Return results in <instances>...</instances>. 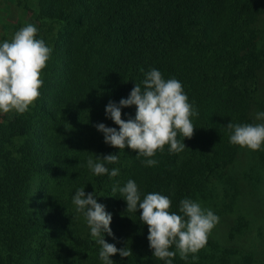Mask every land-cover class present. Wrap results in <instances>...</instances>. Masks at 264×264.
<instances>
[{
    "label": "trees",
    "instance_id": "obj_1",
    "mask_svg": "<svg viewBox=\"0 0 264 264\" xmlns=\"http://www.w3.org/2000/svg\"><path fill=\"white\" fill-rule=\"evenodd\" d=\"M11 1L19 9L10 23L15 32L33 23L37 38L53 51L42 70L40 97L29 110L0 112V264H103L100 246L72 203L81 186L112 214L114 235L105 233V240L132 253L113 255L114 264H165L152 254L140 211H126V200L112 187L135 180L142 197L167 195L179 214L182 199L211 198L213 177L233 180L227 171L240 147L229 142L226 125L255 124L264 0ZM10 39L3 35L0 43ZM153 68L182 82L199 115L191 118L194 135L184 139V151L170 153L166 145L150 167L128 146L105 143L95 125L118 130L106 105L127 98L135 83L143 88ZM121 111L122 119L134 118L136 106ZM107 154L119 156L108 165L119 169L117 177L87 168L89 156ZM238 195L235 187L233 201ZM248 227L241 215L229 234L237 237ZM206 246L195 260L177 253L173 264H258L252 251L210 237Z\"/></svg>",
    "mask_w": 264,
    "mask_h": 264
},
{
    "label": "clouds",
    "instance_id": "obj_2",
    "mask_svg": "<svg viewBox=\"0 0 264 264\" xmlns=\"http://www.w3.org/2000/svg\"><path fill=\"white\" fill-rule=\"evenodd\" d=\"M39 29L33 23H26L17 30L10 40L0 43V112L17 114L26 113L40 97L39 89L43 86L42 70L47 66L53 49L44 39L37 38ZM143 71V69H141ZM143 88L136 84L127 98L119 103L109 101L105 114L116 125H95L104 135V142L118 149L128 146L137 152L145 166L158 164L153 159L156 153L163 152L168 146L170 153H181L187 147L185 138L191 139L195 126L193 116L198 111L189 102L182 82L175 77L165 79L158 69H151L142 81ZM136 106L134 118L122 119L121 109ZM256 120L264 121V112L256 114ZM229 142L252 151L264 146V122L232 123L226 125ZM182 136L183 140L178 139ZM215 146V145H214ZM119 161L117 154L95 155L87 158V168L97 176L119 175L118 168L109 169L108 165ZM119 191L126 200L128 212L140 211V220L148 226L149 247L154 257L173 264V258L179 254L187 260L189 255L195 260L197 254L207 244L211 231L219 222V217L210 209L191 198L179 202V214L172 211L169 196L159 192H149L142 197L135 180L129 179L120 186L119 181L112 187V192ZM72 203L75 212L83 216L90 234L100 246L99 258L103 264H114L110 258L119 253L129 257L132 253L127 248H117L116 244L105 240L104 234L113 236L110 227L112 214L106 206L98 203L94 192L85 193L84 186L76 189ZM175 246V251L170 250Z\"/></svg>",
    "mask_w": 264,
    "mask_h": 264
},
{
    "label": "rangeland",
    "instance_id": "obj_3",
    "mask_svg": "<svg viewBox=\"0 0 264 264\" xmlns=\"http://www.w3.org/2000/svg\"><path fill=\"white\" fill-rule=\"evenodd\" d=\"M18 16L19 9L11 0H0V40L3 35H8L9 39L12 37L15 29L10 23L15 22ZM259 27V43L264 47V16ZM258 112H264V69L259 77L258 102L253 109L255 123L264 122L256 120ZM227 172L232 175V181L213 177L211 198L196 200L219 217L209 237L220 245L252 251L258 264H264V146L258 151L240 147L236 162ZM235 187L239 188L240 195L233 201ZM241 215L248 220L249 227L243 234L231 237L230 230ZM205 248L208 249L207 246Z\"/></svg>",
    "mask_w": 264,
    "mask_h": 264
}]
</instances>
